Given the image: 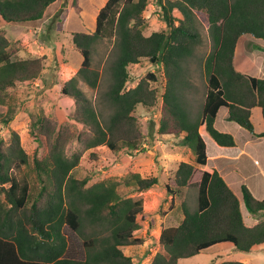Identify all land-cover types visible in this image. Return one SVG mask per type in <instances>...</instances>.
<instances>
[{
  "label": "trees",
  "instance_id": "trees-1",
  "mask_svg": "<svg viewBox=\"0 0 264 264\" xmlns=\"http://www.w3.org/2000/svg\"><path fill=\"white\" fill-rule=\"evenodd\" d=\"M56 1L0 0V20L14 24L41 20ZM149 3L150 0H108L98 13L93 33L74 32L73 42L83 62L62 87L63 95L75 103L71 122L60 123L43 109L34 114L29 124L36 144L33 154L26 151L15 130L8 139L0 140V264H141L122 247L144 242L136 236L142 226L140 217L146 218L144 199L133 194L153 188L159 183L158 177L144 178L133 173L123 182H94L91 175L77 178L72 174L85 151H91L96 161L108 155L99 149L102 146L109 154L121 152L129 157L144 151L138 106L154 109L161 102L159 133L183 135L184 146L194 152L196 163L202 166L209 161L203 127L217 144L236 145L231 133L215 126L221 109L228 111V121L252 133V110L260 108L264 119V78L243 73L235 66L242 36L264 43V0H158L166 27L147 36L145 12ZM175 10L183 18L178 19ZM196 11L208 15L213 50L204 63L207 94L200 115L193 119L183 91L186 63L201 41ZM106 39L115 41L118 56L107 92L114 110L104 124L79 82L83 80L93 89L98 87L100 72L93 69V49ZM144 58L163 66L166 86L161 98L158 87L152 85L160 82L155 73L129 87L132 65ZM43 72L44 58H16L14 42L0 28V105L8 108L6 112L0 110L4 127L10 125L19 108L11 89L40 79ZM76 142L80 147L73 150ZM23 169L26 170L19 175ZM120 186L129 190L122 192ZM190 186L198 188V206L191 211L182 201L184 218L177 226L163 228L158 239L160 249L151 264H180L181 259L214 253L224 243L246 253L264 244V199H257L245 182L235 190L218 170L183 161L166 189L174 202L184 198ZM242 203L256 224L246 223ZM66 226L78 233L91 229L84 235L88 241L84 259L69 255ZM221 264L246 263L226 260Z\"/></svg>",
  "mask_w": 264,
  "mask_h": 264
},
{
  "label": "rangeland",
  "instance_id": "rangeland-1",
  "mask_svg": "<svg viewBox=\"0 0 264 264\" xmlns=\"http://www.w3.org/2000/svg\"><path fill=\"white\" fill-rule=\"evenodd\" d=\"M107 1L57 0L48 8L41 20L25 24L7 23L0 20V28L5 29L8 38L14 42L16 58H44V72L40 79L19 83L16 88L11 89L19 102V108L10 125L5 126L0 131V140L3 138L8 139L11 130H15L20 134L22 145L26 151L33 154L36 151V144L30 135L29 124L34 114L43 109L47 115L55 116L60 123L71 122L75 103L72 98L63 95L62 87L66 81L77 74L83 62L81 52L74 45L73 34L76 31L93 33L98 13ZM157 1L150 0L145 12L148 27L144 33L147 36L166 27ZM195 14L201 41L195 48L194 56L188 59L186 63V84L183 91L187 110L193 119L200 115L207 94L208 78L204 63L213 50L208 15L200 11H196ZM174 15L178 19L183 18L178 10L174 11ZM254 48L257 52L256 55L264 57V51L261 50L262 45L259 44V41L256 40ZM117 56L118 48L115 46V41L106 39L98 42L93 49V69L100 72L99 85L93 89L85 81L80 80L79 82L80 89L84 92L85 97L94 104L104 124L108 123L114 110V107L107 100V92L113 82L112 68ZM238 61L240 64L241 59L238 58ZM255 61L257 62L256 59ZM262 62V60H258V63L251 67V71L247 72L257 76ZM249 64L247 63V67H249ZM130 72L129 87L137 86L149 73H155L160 82H152V85L158 87L159 96L162 97L166 86L165 72L162 65L157 66L144 58L139 64L132 65ZM51 82L55 84L48 87L47 84ZM7 109L6 106L0 105L2 112H6ZM161 110V102L154 109H147L142 105L137 107V114L145 136L144 151L129 157L121 152L109 154V150L102 146L99 149L108 155L97 161L91 157V151H85L80 164L72 173L77 178L91 175L94 182L106 179L123 182L133 173H140L144 178L158 177L159 183L153 188L144 193L133 194L136 197L140 195L144 199L146 218L141 220L140 217L142 226L136 232V236L143 238L144 242L140 245L122 247L127 255L141 264H151L153 257L159 251L158 239L163 228L177 226L184 218L182 201L186 202L191 211H194L198 206V188L196 186L187 188L184 198H176L174 202L172 195L167 192L166 183L174 179L181 162H189L198 167L200 166L195 161L194 152L184 146L183 135L174 137L159 133ZM227 114L226 109H221L217 118L218 128H221V131L226 130L224 128H229L228 130H232L231 132H234L233 134L241 141L243 133H248V131L240 128L235 122L226 121L225 115ZM253 122L258 129V133H264V122L260 108H255ZM0 126L4 125L0 122ZM241 129H243V132ZM202 133L207 143L208 154L213 155L220 146L206 132L204 127ZM258 137L264 136L258 135ZM79 147L77 142L72 145L73 150L79 149ZM258 149L264 152V140L251 145V150L255 155L258 153ZM260 161L262 166L259 170L254 167L255 164L247 166L245 173L248 178L245 179L254 196L262 200L264 199V160ZM210 162L208 168H200L214 170V163L211 162L210 164ZM25 170L19 171V175H22ZM221 174L235 190L237 185L243 182L244 179L238 171H235V168H230L228 165L223 166ZM235 177L237 178L235 179ZM119 189L122 192L129 190L124 186H120ZM242 205L246 215H249L246 206ZM247 220L250 221L249 224L253 223L251 219ZM90 231V228H85L83 233H78L68 226L64 228L69 242L70 256L80 259L86 257L87 246L85 243L88 241L85 240L84 235H88ZM223 245L216 252L213 251L214 253H203L191 258L181 259L180 264H221L226 260H238L246 264H264V244L255 246L251 253L238 251L230 243Z\"/></svg>",
  "mask_w": 264,
  "mask_h": 264
},
{
  "label": "crops",
  "instance_id": "crops-1",
  "mask_svg": "<svg viewBox=\"0 0 264 264\" xmlns=\"http://www.w3.org/2000/svg\"><path fill=\"white\" fill-rule=\"evenodd\" d=\"M259 44L262 45L261 50L264 51V43L259 41ZM255 46H256V39H254L250 36H242L239 39V42H238V45L236 48L235 66L238 70L240 69L241 72L249 74V72H247V71H251V67L254 64L258 63V60H262L263 61L262 66L259 69V71H258L259 73L257 74L256 77L264 78V57L262 55H256L257 52L255 51V48H254ZM255 55H256V57H255ZM260 56H262L263 58ZM238 58L241 59L240 64H239ZM255 59L257 60V62L255 61ZM249 62H250V64H249ZM247 63L249 64V67H247ZM249 75H251V74H249ZM254 110H255V108L252 110L253 115H254ZM220 112H219V114H220ZM261 113H262V111H261ZM253 115H252V120H253ZM227 116H228V114L225 115L226 121H227ZM262 120L264 122L263 116H262ZM229 122H231V121H229ZM215 126L218 130L221 129V128H218V126H217V120H216ZM240 128H243V127L240 126ZM224 129H226V130H224L222 132L231 133L234 136L235 141H236V145L233 147H226V146H221L218 144L220 147H218L216 149L217 152L214 153L213 155L208 154L209 155V161H208L207 166H202V165H199V166L202 168H208L210 166L209 162L211 161L212 164L214 163V170H218L221 173L223 166L226 167V165H228L230 168H233V169L235 168V171H238L243 176V178H244L243 182L246 183L247 180L245 178L247 177V174L245 172L247 171V166L249 164H255L254 167H256L258 170L262 166L260 160H262V159L264 160V152H262L261 150L258 149V153L255 155L253 150H251V145L252 144H258L259 142L264 140V137H258V135L261 136V134H263V133H261V134L258 133V129L256 128V126H255V133H252V132H250L244 128L245 130L248 131V133H246V132L243 133V135L241 136V141H239V139H237L235 134H233L234 132H231L232 130L229 131L228 130L229 128L228 129L224 128ZM241 130L243 132V129H241ZM261 138H262V140H261ZM207 149H208V147H207ZM211 162H210V164H211ZM236 178L237 177H235V179ZM242 204H244V203H242ZM242 210H243V205H242ZM243 214H244L245 221L248 225L252 226V225L257 223V220H255L250 214L246 215L244 210H243ZM247 219H251L254 224L253 223L249 224L250 221H248ZM224 244H226V243H224ZM221 245L224 246L223 244H221ZM221 245L219 246V248L222 247ZM230 246H232V245H230Z\"/></svg>",
  "mask_w": 264,
  "mask_h": 264
},
{
  "label": "built area",
  "instance_id": "built-area-1",
  "mask_svg": "<svg viewBox=\"0 0 264 264\" xmlns=\"http://www.w3.org/2000/svg\"><path fill=\"white\" fill-rule=\"evenodd\" d=\"M1 128H0V131L2 130V129H4V126H0Z\"/></svg>",
  "mask_w": 264,
  "mask_h": 264
}]
</instances>
